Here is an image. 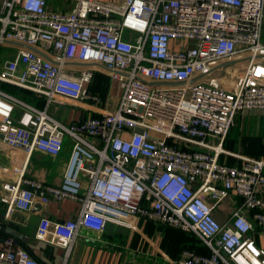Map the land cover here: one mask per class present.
Masks as SVG:
<instances>
[{"label": "built area", "instance_id": "obj_1", "mask_svg": "<svg viewBox=\"0 0 264 264\" xmlns=\"http://www.w3.org/2000/svg\"><path fill=\"white\" fill-rule=\"evenodd\" d=\"M263 19L264 0H72L63 9L0 0V83L44 100L36 107L0 88L1 140L24 153L22 164L2 169L6 214L77 200L74 218L42 216L34 231L63 249L60 264L82 232L131 227L136 217L208 248L183 249L174 264H264V248L248 236L264 227V159H218L236 115L264 110ZM96 71L119 82L115 109L67 123L49 114L54 102H101L88 89ZM65 137L71 156L61 183L28 176L29 156H57ZM231 194L240 201L220 223L213 212ZM0 264L44 263L6 236Z\"/></svg>", "mask_w": 264, "mask_h": 264}, {"label": "crops", "instance_id": "obj_2", "mask_svg": "<svg viewBox=\"0 0 264 264\" xmlns=\"http://www.w3.org/2000/svg\"><path fill=\"white\" fill-rule=\"evenodd\" d=\"M70 2L47 0L48 7L62 9L69 6ZM262 41L264 42V38ZM97 73L89 86L102 88L101 102L96 104L54 102L51 108H48V110L52 109V113L48 111L49 114L58 121L67 123L88 115L99 116L104 111L115 109L116 97L111 105H106L109 91L107 83L110 82V78L104 71H102L104 76ZM4 85L6 84L0 83V88L3 89ZM31 100L33 103L36 102L33 98ZM18 112L16 108L14 115ZM222 146L226 152L221 153L218 159L229 165L239 166L242 162L239 156L264 159V110L247 109L239 112ZM70 156L71 141L65 137L57 156L34 151L28 158L26 174L44 183L59 185ZM23 160V151L7 146L0 136V180L6 178L2 170L4 167L18 166ZM80 180L81 191L84 192L87 188V180L84 176H80ZM261 194L264 196V187L261 188ZM239 201L238 196L231 194L218 206L213 215L220 223L227 222L231 211ZM78 209L77 200L64 198L46 203L35 201L30 210L26 212L14 210L7 215L6 206L0 201V239L6 236L15 237L40 262L60 264L63 260V249L36 239L34 231L42 216L51 220L69 219L77 215ZM248 214H251V211ZM248 236L256 245L264 248V227L254 224V229L248 232ZM185 248H192L203 254L208 253V248L192 233L136 217L131 227L108 222L102 232H82L75 240L67 264H174Z\"/></svg>", "mask_w": 264, "mask_h": 264}, {"label": "trees", "instance_id": "obj_3", "mask_svg": "<svg viewBox=\"0 0 264 264\" xmlns=\"http://www.w3.org/2000/svg\"><path fill=\"white\" fill-rule=\"evenodd\" d=\"M95 73H97V72H95ZM4 86H5L3 88L4 90L8 91L10 94L16 96L17 98H19V99H21V100H23V101H25L27 103H31V104L33 103V102H31L32 101L31 98H33V99L36 100V102L33 103V105H35L36 107H42L43 106V103H44L43 98L36 97L32 92L27 91V90H24V89L19 88V87H16V86L8 85V84H6ZM88 89L91 92H93V93H96L98 95H101V92L100 91H102V88H100V86H93V87L92 86H89ZM194 237H195V235H194ZM187 249H192V248H187ZM192 250H194V249H192ZM198 253H201V252H198Z\"/></svg>", "mask_w": 264, "mask_h": 264}, {"label": "rangeland", "instance_id": "obj_4", "mask_svg": "<svg viewBox=\"0 0 264 264\" xmlns=\"http://www.w3.org/2000/svg\"><path fill=\"white\" fill-rule=\"evenodd\" d=\"M63 1L69 2V1H72V0H63ZM262 38H264V19H263V26H262ZM97 74H102L104 76L102 71H98ZM107 85L109 86V91H108V97H107V100H106V105L109 106V105L112 104V101H114L115 97L117 98V102H118V99H119L120 94H121V89H120V86H119V82L116 81V80H110V82H108ZM52 104L53 103H51V105ZM51 105H50V108H51ZM48 111L50 113H52V109L51 110L49 109Z\"/></svg>", "mask_w": 264, "mask_h": 264}]
</instances>
